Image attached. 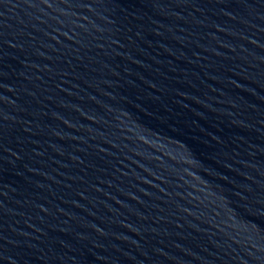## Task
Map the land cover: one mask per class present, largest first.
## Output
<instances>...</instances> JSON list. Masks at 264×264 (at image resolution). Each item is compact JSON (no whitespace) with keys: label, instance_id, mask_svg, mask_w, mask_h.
I'll list each match as a JSON object with an SVG mask.
<instances>
[{"label":"water","instance_id":"obj_1","mask_svg":"<svg viewBox=\"0 0 264 264\" xmlns=\"http://www.w3.org/2000/svg\"><path fill=\"white\" fill-rule=\"evenodd\" d=\"M0 264H264V0H0Z\"/></svg>","mask_w":264,"mask_h":264}]
</instances>
